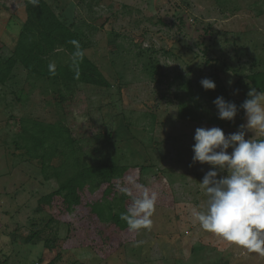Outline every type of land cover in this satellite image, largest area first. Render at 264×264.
I'll return each instance as SVG.
<instances>
[{
  "label": "rangeland",
  "instance_id": "obj_1",
  "mask_svg": "<svg viewBox=\"0 0 264 264\" xmlns=\"http://www.w3.org/2000/svg\"><path fill=\"white\" fill-rule=\"evenodd\" d=\"M45 1L66 22L74 21L75 29L84 30L89 57L114 84L113 89L104 93V90L98 92L86 87H81L79 91L75 88L70 94L62 90L67 98L65 103L69 121L75 123L72 127L87 120L85 107L88 100H98V103L104 104L107 107L104 112H109L108 117L121 112L129 120V126L122 128L119 140L117 137V160L120 163L141 164L143 169L140 175L147 181L142 184L137 171L131 169L121 181H117V185L132 187L127 178L133 176L137 178V183L150 190H160V194H157L160 202H156L150 230L127 233L111 228V246L107 247L104 257L82 246L68 250L70 252L63 259L70 258L72 262H77L74 264H264V256L203 230L192 215L193 210L201 207L207 199L200 182L211 167L207 163L192 162L195 129L216 126L226 135L240 130L239 126L246 124V116L238 103L241 98H247L250 86L238 92L234 87V78L221 76L223 84L229 88L228 95L220 96L236 103L238 111L235 118L231 121L221 119L217 125L207 123L205 115L190 120L180 115L175 100L172 104L162 100L147 75L141 73L139 64L142 60L147 61L146 58L137 56L130 45L132 52L127 51L122 61L115 60L116 64L112 65L110 62L116 56L110 58L109 51L114 46L108 42L112 39L109 36L110 28H113L121 35L127 33L132 36L134 42L143 47L170 50L177 59L172 55L166 57L159 51L155 54L166 72L172 75L176 69L199 82L209 78L217 86L220 81L210 76L213 70L209 64H214V60L208 64V58L229 60L231 67L239 65L241 74H247L251 68L264 70V0ZM110 12L116 13V19H109L103 28H99L96 20L101 18L98 17L107 16ZM138 15L160 19L164 25L145 22L143 26H148L149 31L142 37L138 32L140 29L132 32L133 28L130 27V21ZM24 18L25 10L19 0H0L2 57L9 55L16 45ZM126 40L121 42L114 39L113 42L126 49ZM206 47L209 50L204 54ZM65 54L63 49H57L49 57V63L56 66L64 62ZM253 63L257 65L256 68L252 66ZM14 73L16 75L5 85L0 84V257L6 255L9 263L47 264L57 252L63 250L65 229L62 227L56 232L58 237L53 249L45 247L44 240L52 237L54 231L51 232L40 220L44 214L38 207V198L55 189L57 182L54 178L48 181L43 179L39 162L29 160L24 149L15 148L13 140L19 132L16 117H40L50 122L54 119L53 114L58 115L62 110L53 100L48 81L38 84L40 89L46 87L47 93L44 91L40 94L38 89H34L29 98L27 95L19 96V89L26 85V74L19 67ZM201 91L204 93L202 98L207 99L209 91L203 87ZM71 95L74 99L68 101ZM18 96L20 100L15 99ZM211 107L209 112L216 113V106L213 104ZM148 108H151L150 111ZM204 108H208L207 104H204ZM151 111L155 112L156 117L153 124L149 123ZM118 119L119 116L114 115L106 121L116 129L121 125ZM124 122L127 121H123L122 125ZM245 133V139L264 137L257 130H245ZM231 150L228 149L229 152ZM56 163L57 160L53 165ZM224 174L221 172V175ZM132 191L135 195L139 194L135 188ZM99 195H93L94 199ZM32 221L37 223L33 230L36 229L38 233L31 243H27L25 239L31 235ZM79 234H82V230Z\"/></svg>",
  "mask_w": 264,
  "mask_h": 264
},
{
  "label": "trees",
  "instance_id": "obj_2",
  "mask_svg": "<svg viewBox=\"0 0 264 264\" xmlns=\"http://www.w3.org/2000/svg\"><path fill=\"white\" fill-rule=\"evenodd\" d=\"M19 1L25 10V18L13 50L6 57L0 55V84L5 85L16 75L14 70L18 67L22 68L26 74V85L19 89L18 95L22 97L27 95L29 98L30 92L34 89H38L40 94L46 92V87L40 89L38 84L48 81L53 91V100L62 110L61 114H53L56 117L53 116L54 119L50 122L40 119V117H16L19 123V132L16 139L13 140L15 148L24 149V154L29 160L36 159L39 162L43 179L48 181L54 178L57 182L55 189L38 198V207L44 214L40 220H43V225L51 232L54 231L52 237L44 240L45 247L53 249L58 237L56 232L59 228L65 229L63 250L57 252L54 259L47 264L77 263L76 261L72 262L70 258L63 259V256L66 258L65 254L70 252L68 250L82 246H86L97 255L100 253L104 257L105 252L108 251L107 247L111 246L109 241L113 229L127 233L135 232L129 231L127 223L120 218V214L127 211L131 200L130 197L119 191L117 181H121L131 169L137 171L138 179L142 184L147 181H144L140 175L143 169L141 164L120 163V160H117L116 140L117 137L119 140L122 135V128H128L129 120H126L121 112L108 117L109 112L107 110L104 112V109L107 108L104 104L98 103V100H88V102L85 98L87 101L85 110L88 118L83 124H76V127H72V124L75 123L69 121L65 103L67 98L63 95L62 90H67L70 94L75 88H78L79 91L81 87H86L97 89L98 92L104 90V93L113 89V81L89 57L86 50L88 48L85 40L86 34L84 30L74 28V21L66 22L45 0H39L35 6L30 0ZM126 12L129 13V11ZM116 16V13L110 12L107 16L98 17L101 19L96 18L98 19L96 22H99L98 27L103 28L109 19H116ZM130 22L132 23L130 26L133 28L132 32L140 29L141 31L138 32L142 37L146 36L149 31L148 26H143L145 22L164 25L160 19L145 18L139 15ZM93 29L96 28L93 26ZM109 33L112 39H109L108 42L113 43L114 46L111 52L109 51L110 58L116 56L110 63L113 65L116 64L115 60L122 61L126 57L127 51L132 52V48H130L132 45L136 55L147 60H142L139 64L141 73L147 75L149 82L153 84L162 100L168 104H172L174 100L177 102L178 112L184 118L196 120L205 115L207 123L211 125L220 123L221 119L218 118L217 108H215L216 113L214 114L209 111L212 109L211 106L216 97L220 94L228 95L229 87L223 84L221 76H226L227 79H230V76L234 78V87L238 89V92L241 89H246L247 86L264 91V70L251 68L247 74H241L239 65L231 67L229 60L208 58L206 59L208 64L210 60H214V64H209L213 70L210 76L212 79L220 81V84L214 90H208L207 99L202 98L204 93L201 91L202 86L198 80L194 81L176 69L171 75L163 68L160 60L155 57L159 51L166 57L172 55L177 59L178 57L172 51L161 47L157 50L150 46L143 47L136 44L132 36L126 35L127 33L121 35L113 28H110ZM114 39L121 40V42L127 39V47H124L126 49L113 42ZM57 49H63L67 57L64 62L55 66V74H52L49 70V57ZM208 50V47L204 48V54L208 53ZM77 52L82 53V56H76ZM216 63H218L217 66ZM252 66L257 67L255 63ZM172 88L174 89L170 92ZM213 93H216L217 96ZM19 96L15 99L20 100ZM73 99L71 95L68 101ZM245 99L246 97L241 98L238 106ZM229 101L231 100L229 99ZM204 104H207L209 109L204 108ZM154 108L156 107L154 106ZM148 109L150 111L151 108ZM200 110H203L204 113H200ZM96 113L99 115L95 116ZM150 114L149 123L153 124L156 118L155 112L151 111ZM114 115L119 116L118 121L121 123L116 129L106 121L109 118L111 120ZM123 121L127 122L122 125ZM55 160H57V165H53ZM97 193L100 195L94 199L93 195ZM157 194H160V190L157 191ZM158 199L157 202H160ZM35 224L37 223L34 221L30 223L32 230L31 235H27L25 239L27 243H31L33 237L38 233L36 229L33 230ZM81 230L82 234H79ZM73 242L77 243L72 245ZM64 244L67 248L64 247ZM0 264L21 263H9L7 256L4 255L3 258L0 257Z\"/></svg>",
  "mask_w": 264,
  "mask_h": 264
},
{
  "label": "clouds",
  "instance_id": "obj_3",
  "mask_svg": "<svg viewBox=\"0 0 264 264\" xmlns=\"http://www.w3.org/2000/svg\"><path fill=\"white\" fill-rule=\"evenodd\" d=\"M30 2L35 6L39 0ZM76 56L82 53L77 52ZM49 70L55 74L54 65L50 64ZM200 83L205 90L216 87L209 78H203ZM213 104L218 118L229 121L235 118L238 108L234 102L218 96ZM239 107L246 116V124L240 125V130L226 135L216 126L195 129L192 162L211 167L200 182L207 199L192 215L203 230L264 256V138L245 139V130L264 134V91L250 87ZM127 180L132 187L117 185L131 200L120 218L127 223L129 231L150 230L157 192L137 183L136 177L129 176ZM132 188L139 194L134 195Z\"/></svg>",
  "mask_w": 264,
  "mask_h": 264
}]
</instances>
